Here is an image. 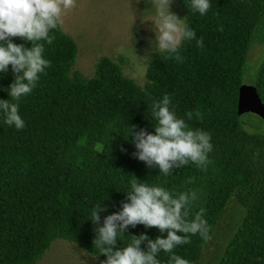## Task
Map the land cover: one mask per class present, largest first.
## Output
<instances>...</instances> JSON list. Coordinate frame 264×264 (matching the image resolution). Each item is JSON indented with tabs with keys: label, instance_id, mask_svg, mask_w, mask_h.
<instances>
[{
	"label": "trees",
	"instance_id": "16d2710c",
	"mask_svg": "<svg viewBox=\"0 0 264 264\" xmlns=\"http://www.w3.org/2000/svg\"><path fill=\"white\" fill-rule=\"evenodd\" d=\"M176 1L201 44L182 40L179 61L155 51L143 86L124 75L123 57L101 56L92 77L72 71L78 46L62 27L50 32L51 44L41 42L49 65L31 93L15 101L25 126L15 129L0 117V264H37L57 239L104 261L93 243L95 229L120 210L134 176L174 198L195 194L187 219L204 209L209 238L189 235V243L173 249L189 264L199 263L233 202L242 216L213 264H264V130L246 126L238 115L249 108L243 106L249 90L264 102V55L253 73L248 61L251 45L264 44V0H210L203 16L190 11L188 0ZM14 75L10 67L0 74V99L12 102L3 89ZM243 84L249 88L240 97ZM164 93L190 128L210 134L212 149L202 166L174 165L164 175L137 159L131 138L125 139L132 125L154 131L152 105ZM97 203L100 219L94 222L88 217ZM140 233L166 236L137 224L114 247ZM168 255L161 251L157 258L167 264Z\"/></svg>",
	"mask_w": 264,
	"mask_h": 264
},
{
	"label": "clouds",
	"instance_id": "9594fccd",
	"mask_svg": "<svg viewBox=\"0 0 264 264\" xmlns=\"http://www.w3.org/2000/svg\"><path fill=\"white\" fill-rule=\"evenodd\" d=\"M170 3L171 0H148L150 6L143 10L140 21L152 22L158 48L179 61L182 57L177 49L182 40L195 38L197 45L201 40L191 27L170 11ZM75 4L76 0H0V74L7 72L9 67L15 74L10 85L3 89L12 102L0 99L3 124L15 129L25 126L15 101L31 93L40 74L48 67L41 42L52 43L54 37L50 32L62 27L63 13ZM186 4L190 11L201 16L210 8V0H188ZM12 37H20L24 43H16ZM28 44L31 46H26ZM152 115L156 121L154 131H134L132 125L125 138H131L137 159L158 167L164 175H168L174 165L191 162L200 167L206 162L212 149L210 134L190 128L178 117L168 93L153 103ZM123 192L127 199L120 210L105 216L102 225L95 229L94 246L106 257L102 264H161L157 258L161 251L169 253L167 264H189L173 249L189 243V235L198 234L204 240L209 238L204 209L187 219L188 201L195 194L181 192L174 198L164 187L142 182L135 176L127 181V189ZM100 211L99 203L93 204L88 218L98 221ZM137 224L155 227L160 233L166 231V236L150 238L145 233L132 234L130 242L114 247L124 230ZM143 241H147L146 250L141 248Z\"/></svg>",
	"mask_w": 264,
	"mask_h": 264
},
{
	"label": "rangeland",
	"instance_id": "374dc122",
	"mask_svg": "<svg viewBox=\"0 0 264 264\" xmlns=\"http://www.w3.org/2000/svg\"><path fill=\"white\" fill-rule=\"evenodd\" d=\"M148 0H76L75 7L62 15V29L78 46V54L72 71H80L92 77L101 56L115 61L124 58L125 76L139 85L147 81V68L158 48L151 21L141 23L140 18L149 7ZM170 11L185 23V13L176 0H171ZM264 44L253 43L248 53L250 72L253 73L262 56ZM248 79H251L250 76ZM245 96L243 106L250 107L255 98L252 90ZM241 208L231 203L224 211L215 234L207 242L197 264H213L231 233L240 221ZM103 261L79 247L76 243L57 239L44 258L37 264H102Z\"/></svg>",
	"mask_w": 264,
	"mask_h": 264
},
{
	"label": "water",
	"instance_id": "95a60500",
	"mask_svg": "<svg viewBox=\"0 0 264 264\" xmlns=\"http://www.w3.org/2000/svg\"><path fill=\"white\" fill-rule=\"evenodd\" d=\"M249 85L243 84L240 87V97L248 90ZM240 121L246 126L255 130H264V102L260 96H256L253 104L238 113Z\"/></svg>",
	"mask_w": 264,
	"mask_h": 264
}]
</instances>
